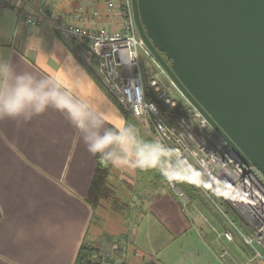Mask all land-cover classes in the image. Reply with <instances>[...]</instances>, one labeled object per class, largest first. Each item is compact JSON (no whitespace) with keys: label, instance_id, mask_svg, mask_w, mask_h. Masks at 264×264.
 I'll return each instance as SVG.
<instances>
[{"label":"crops","instance_id":"1","mask_svg":"<svg viewBox=\"0 0 264 264\" xmlns=\"http://www.w3.org/2000/svg\"><path fill=\"white\" fill-rule=\"evenodd\" d=\"M18 10L38 15L41 25L19 23ZM79 10L81 20L72 21ZM53 16L94 30L120 27L117 15L107 16L103 0H0V59L11 61L18 73L55 75L70 97L99 90V110L121 117L91 67L52 27ZM37 30L44 37V56L27 48V38ZM69 54L78 67L66 80L62 68L72 66ZM84 73L95 89L73 86ZM108 126L115 128L116 122L109 120ZM95 167V156L66 114L50 108L28 122L0 120V264H74L82 244L98 250L101 264H239L245 259L247 251L238 243L219 259L215 237L202 219L220 229L219 218L207 206L209 212L199 211L197 204L204 203L198 196L183 206L156 175L142 179L137 169L110 165L109 196L93 208L87 198ZM117 240L124 242L112 253Z\"/></svg>","mask_w":264,"mask_h":264},{"label":"built area","instance_id":"2","mask_svg":"<svg viewBox=\"0 0 264 264\" xmlns=\"http://www.w3.org/2000/svg\"><path fill=\"white\" fill-rule=\"evenodd\" d=\"M103 1L107 16L117 15L120 19L119 28L94 30L55 16L51 25L91 67L115 103L154 141L167 146L162 165L164 180L182 205L187 207L189 199L176 184L184 179L219 218L220 229L202 218L215 237L219 259H225L229 245L239 241L247 249L239 264L264 263V177L254 166L241 161L154 59L138 35L131 0ZM72 17V21L81 20L80 10ZM17 20L32 28L41 25L38 15L23 10L17 11ZM140 51L150 59L155 71L146 83ZM179 108L183 112H177ZM233 215L240 219L245 232ZM123 242H113L111 252H119Z\"/></svg>","mask_w":264,"mask_h":264},{"label":"water","instance_id":"3","mask_svg":"<svg viewBox=\"0 0 264 264\" xmlns=\"http://www.w3.org/2000/svg\"><path fill=\"white\" fill-rule=\"evenodd\" d=\"M137 32L180 93L264 177V0H131Z\"/></svg>","mask_w":264,"mask_h":264},{"label":"clouds","instance_id":"4","mask_svg":"<svg viewBox=\"0 0 264 264\" xmlns=\"http://www.w3.org/2000/svg\"><path fill=\"white\" fill-rule=\"evenodd\" d=\"M44 37L37 30L27 38V48L44 56ZM71 67L62 68L64 79L71 80V73L78 64L69 54ZM80 89H95L94 82L86 73L83 78L72 81ZM102 93L99 90L84 95L69 96L68 89L55 75L37 78L31 72H16L9 60L0 59V120L11 119L28 122L48 109L66 114L68 120L79 130L87 151L98 156L107 167L146 169L157 167L158 158L163 159L169 149L157 141L142 139L137 130L122 117L109 116L99 110ZM113 120L115 128L105 125Z\"/></svg>","mask_w":264,"mask_h":264},{"label":"trees","instance_id":"5","mask_svg":"<svg viewBox=\"0 0 264 264\" xmlns=\"http://www.w3.org/2000/svg\"><path fill=\"white\" fill-rule=\"evenodd\" d=\"M146 96L147 98H149L148 93L146 94ZM96 158L97 160L99 159L98 156H96ZM163 161H164V158L163 159L158 158L157 167H152L153 175H156L157 176L156 178L161 181L162 180L164 181V176H163V171H162ZM100 166L101 165L97 162L94 177L90 184L89 194L87 198V201L93 208L96 207L97 202L99 200L98 195L100 196L97 189L101 191V187L106 185V179H107V176L109 175L110 164L108 165L107 168L105 167L103 168ZM176 186L186 194L189 200H192L193 198L197 196L195 192L193 191V189L191 188V186L184 179L179 180ZM228 212L229 214H231L230 211ZM0 219H1V212H0ZM101 262H102V258L99 256L98 250L96 248L90 245H87V244H82L78 251L74 264H101Z\"/></svg>","mask_w":264,"mask_h":264},{"label":"rangeland","instance_id":"6","mask_svg":"<svg viewBox=\"0 0 264 264\" xmlns=\"http://www.w3.org/2000/svg\"><path fill=\"white\" fill-rule=\"evenodd\" d=\"M139 60H140V65H141V69H142V73H143V78H144V83H146V81H148V79L154 74V68H153V65H152V63H151V61H150V59L142 52V51H140L139 52ZM106 92V91H105ZM111 103H112V105H113V107H115V109L118 111V113L121 115V117L123 118V117H125L124 116V114L123 113H125L116 103H115V101L112 99L111 100ZM126 122H127V124H130L129 123V119L127 118L126 119ZM135 125L137 126V131H138V134H139V136L142 138V139H144V140H146V141H153V139H152V137H151V135H150V133L149 132H147L140 124H138V123H136L135 122ZM108 128H113V127H111V126H108ZM141 133V134H140ZM95 159H96V166H97V162L101 165L100 167H105L101 162H100V159H98L97 160V158H96V156H95ZM163 165V164H162ZM105 168H107V167H105ZM95 169H96V167H95ZM162 171H163V167H162ZM94 173H95V171H94ZM136 175H138V178H145L144 177V175H153V173H152V168H146V169H137V172H136ZM163 176H164V174H163ZM142 179H140V180H142ZM109 187H107L106 185L105 186H103V187H101V191H99L98 189H97V191L99 192V194H100V196L98 195V198H99V200H98V202H97V205H96V207L98 206V204H99V202L101 201V200H103L105 197H108L109 196ZM199 199V198H198ZM134 201V200H133ZM137 201V200H136ZM203 202V201H202ZM207 205L204 203V205H198L197 204V208L199 209V211H203L204 212V210L205 211H208V208L206 207ZM209 212V211H208ZM206 216L208 215L207 213L205 214ZM234 217V216H233ZM235 219H236V223L238 224V226L241 228V230L243 231V232H245L243 229H242V226H241V222H240V219H237L236 217H234ZM238 245H240L241 246V248L242 249H244V250H247L245 247H243L240 243H239V241H238ZM261 252L262 253H264V250H261ZM245 254H247V252H245ZM242 261V260H241ZM244 261V260H243ZM255 264H264L263 263V261H256V263Z\"/></svg>","mask_w":264,"mask_h":264}]
</instances>
